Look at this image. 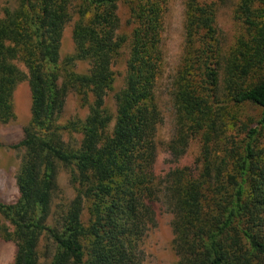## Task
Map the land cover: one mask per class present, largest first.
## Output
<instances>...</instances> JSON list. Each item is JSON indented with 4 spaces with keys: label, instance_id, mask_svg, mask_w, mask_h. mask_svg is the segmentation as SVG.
Listing matches in <instances>:
<instances>
[{
    "label": "trees",
    "instance_id": "16d2710c",
    "mask_svg": "<svg viewBox=\"0 0 264 264\" xmlns=\"http://www.w3.org/2000/svg\"><path fill=\"white\" fill-rule=\"evenodd\" d=\"M225 2L184 0L163 173L158 92L172 0H18L2 8L0 124L17 118L22 83L31 94L21 139L0 141L22 153L18 195L0 200V241L15 246L9 264H40L44 239L50 264H147L144 242L160 205L173 214L176 264H264V0L237 2L238 34L226 45L218 24ZM73 21L74 51L63 57ZM71 93L86 116L65 117ZM194 141L198 157L181 164ZM62 172L74 197L56 205Z\"/></svg>",
    "mask_w": 264,
    "mask_h": 264
},
{
    "label": "rangeland",
    "instance_id": "374dc122",
    "mask_svg": "<svg viewBox=\"0 0 264 264\" xmlns=\"http://www.w3.org/2000/svg\"><path fill=\"white\" fill-rule=\"evenodd\" d=\"M18 0H0V11L4 6H15ZM239 0H226L221 7L218 24L222 42L231 44L238 34V24L234 19V9ZM119 14L122 21V28L128 27V9L123 4L119 7ZM183 20L184 0H172L170 12L167 18V30L165 34V47L167 54L166 72L160 83L159 98L164 112L165 122L161 126L158 135L159 158L158 171L163 173L169 167V156L165 151V144L170 141L173 134L174 104L170 93L172 78L180 63L183 45ZM74 21L66 26L62 47V56L65 57L74 51L73 42ZM88 69L87 63H79L77 70L85 72ZM117 72L116 90L120 89L124 82L126 66L124 61H118L114 66ZM108 106L114 111V92L107 98ZM15 105L17 118L10 124H0V141L11 144L19 141L23 135V128L31 118V94L27 82L22 83L15 94ZM88 109L81 108L79 99L75 93L67 98L65 117L72 118L76 115L86 116ZM20 151L8 146L0 148V200L12 202L18 195L17 173L21 163ZM199 155V143H191L188 153L181 164L193 163ZM60 192L55 199V204L69 202L74 197L72 187L68 181L66 172L59 177ZM0 219H2L0 215ZM173 214L166 207L160 205L158 209L157 224L148 232L144 248L146 251L147 264H176L178 256L173 246L174 231L172 227ZM15 246L13 243L0 241V264H9L14 259ZM52 248L47 240L40 245V264H50Z\"/></svg>",
    "mask_w": 264,
    "mask_h": 264
}]
</instances>
